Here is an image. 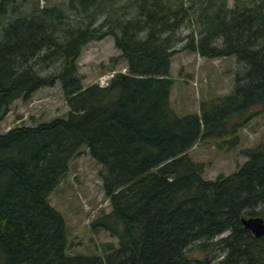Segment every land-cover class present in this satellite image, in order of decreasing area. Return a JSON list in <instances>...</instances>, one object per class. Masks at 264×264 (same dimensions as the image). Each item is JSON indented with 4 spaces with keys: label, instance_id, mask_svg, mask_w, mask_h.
Instances as JSON below:
<instances>
[{
    "label": "trees",
    "instance_id": "1",
    "mask_svg": "<svg viewBox=\"0 0 264 264\" xmlns=\"http://www.w3.org/2000/svg\"><path fill=\"white\" fill-rule=\"evenodd\" d=\"M16 5L0 0V124L16 100L56 83L68 114L0 131V264H264V236L240 223L264 219V145L242 150V167L214 181L188 154L199 142L236 148L238 130L264 112V0ZM106 37L125 71L84 86L81 51ZM181 51L237 61L230 94L202 101L198 114L170 105ZM83 149L102 167L110 208L91 227L117 242L102 244L103 256H68L65 221L49 202Z\"/></svg>",
    "mask_w": 264,
    "mask_h": 264
},
{
    "label": "rangeland",
    "instance_id": "2",
    "mask_svg": "<svg viewBox=\"0 0 264 264\" xmlns=\"http://www.w3.org/2000/svg\"><path fill=\"white\" fill-rule=\"evenodd\" d=\"M234 1L228 0V8L234 6ZM66 3L67 0H17L16 6L20 13H27L33 8H64ZM189 30V27H185L180 37L183 39ZM182 43H178V49ZM119 55L111 37L87 44L77 60L83 85H98L101 78L124 72L125 62ZM237 70L235 57L205 59L195 53L178 52L172 57L170 65L173 80L171 108L179 116L198 114L202 101L230 94ZM67 114L61 85L56 83L53 87L34 92L26 100H16L3 118L0 131L5 133L19 126H37L55 118H66ZM238 137V145L234 149L228 150L218 140L199 142L188 153L193 161L204 165L205 180L214 181L219 175L228 176L237 171L247 160L241 155L242 150L264 145V112L252 117L240 128ZM218 144H221V148ZM102 171L101 165L90 158L87 149H83L71 160L65 179L49 197L50 205L65 221L68 256H103L102 244L117 243L104 231L91 227L95 219L110 210L102 189Z\"/></svg>",
    "mask_w": 264,
    "mask_h": 264
},
{
    "label": "water",
    "instance_id": "3",
    "mask_svg": "<svg viewBox=\"0 0 264 264\" xmlns=\"http://www.w3.org/2000/svg\"><path fill=\"white\" fill-rule=\"evenodd\" d=\"M242 227L248 230L251 235L260 239L264 236V219L261 217H242L240 219Z\"/></svg>",
    "mask_w": 264,
    "mask_h": 264
},
{
    "label": "built area",
    "instance_id": "4",
    "mask_svg": "<svg viewBox=\"0 0 264 264\" xmlns=\"http://www.w3.org/2000/svg\"><path fill=\"white\" fill-rule=\"evenodd\" d=\"M113 76V74L112 75H109V76H106V77H103V78H101L100 79V81H99V84H98V86L99 87H106L107 86V84H108V81L111 79V77Z\"/></svg>",
    "mask_w": 264,
    "mask_h": 264
}]
</instances>
